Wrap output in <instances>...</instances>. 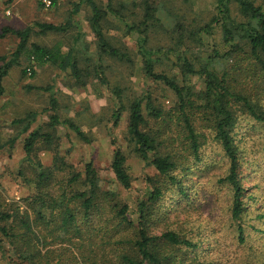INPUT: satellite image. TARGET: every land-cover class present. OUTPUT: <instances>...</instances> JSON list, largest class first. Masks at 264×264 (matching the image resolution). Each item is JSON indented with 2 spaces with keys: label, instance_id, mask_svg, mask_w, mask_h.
<instances>
[{
  "label": "trees",
  "instance_id": "16d2710c",
  "mask_svg": "<svg viewBox=\"0 0 264 264\" xmlns=\"http://www.w3.org/2000/svg\"><path fill=\"white\" fill-rule=\"evenodd\" d=\"M138 1L142 19L128 29L139 34L137 52L143 75L161 82L173 93L174 101L165 108L155 104L150 91H145L127 99L125 106L121 90L112 88L119 103L113 113V125L117 126L121 112L126 109L129 150L155 170L143 177L146 193L135 204L137 217L132 218L130 206L120 192L102 186L93 161L79 169L65 156L70 147L64 153L60 150L57 125L73 130L78 139L90 142V138L71 120L58 118L54 113L56 99L50 96V106L42 111L47 113L46 122L37 123L39 112L30 110L25 116L12 119L11 124L18 130L0 144L12 150L16 141L22 139L20 166L14 173L2 165L0 181L9 176L12 183H20L29 190L20 200L7 199L0 183V258L7 264H183L174 249L197 244L173 228L172 223L165 224L160 233L155 225L166 218L163 211L168 201L174 204L176 196L182 199L187 194V175L191 166H196L192 164H198L203 157L206 136L218 145L224 166L226 163L227 170L218 181L224 182L232 193L230 216L237 222L239 241H245L241 221L245 217L247 190L240 179L233 129L239 113L264 124V0H215L210 19L197 28L187 30L183 21L176 20L175 33L167 48L149 46V36L145 34L157 21L158 1ZM87 2L91 7L90 29L102 53L124 63H134L126 50L106 39L102 29L105 9L93 0ZM39 4L44 5L41 0ZM120 7L122 4L114 8L113 1L107 0L105 8L120 17ZM74 25L71 15L59 24L34 22L24 29L5 28L3 32L17 35L19 42L9 55H0L5 63L0 66V80L13 65L21 68L23 76L30 77H34L38 66L49 65L85 85L78 48L71 45L65 51L59 44L49 46L30 41L34 27L46 34L66 33ZM215 28L220 29L224 49L213 45L206 55L195 58L190 42L202 44L203 35H212ZM20 57L25 58V67ZM166 59L176 66L174 72L155 69ZM98 68L95 67L94 77L109 86ZM191 76H198L203 86L194 85ZM25 88L50 91L52 85L27 84ZM2 91L0 82V94ZM110 145L109 168L114 181L121 189L130 191L133 177L127 155L113 135ZM42 154H49L48 162L43 161ZM245 264L254 263L247 260Z\"/></svg>",
  "mask_w": 264,
  "mask_h": 264
},
{
  "label": "rangeland",
  "instance_id": "374dc122",
  "mask_svg": "<svg viewBox=\"0 0 264 264\" xmlns=\"http://www.w3.org/2000/svg\"><path fill=\"white\" fill-rule=\"evenodd\" d=\"M41 1L43 6L39 4V0H24L22 4L20 3V8L29 19L28 22L59 24L72 15L75 25L66 33L48 32L46 34L39 33L34 27L30 34V41L49 46L59 44L65 51L71 45L78 48L79 65L83 72L82 80H85L86 84L77 83L69 73L61 72L56 66L43 67L40 73L36 71L34 77H30L29 74L23 76L21 68L13 65L8 70V74L0 80L3 87L0 95L3 94L7 99L5 107H0V118L7 121L8 117L5 118L7 115L12 120L25 116L30 110H36L39 112L37 123H44L47 121V113L42 111L50 106V96L54 97L56 99L54 113L58 118L71 120L90 138V142L78 139L73 130L57 125L61 135L60 150L64 153L70 147V152L65 156L79 169L85 163L93 161L101 176L102 186L120 192L121 197L130 206L132 218L135 219L137 217L134 211L135 204L146 193L143 177L145 174L154 173L155 170L145 166L129 150L126 109L121 112L117 126L113 125V113L117 111L119 103L112 88L117 87L121 90L125 103L127 99L142 95L145 91H150L155 104L165 108L174 101L173 93L161 82H155L143 75L141 56L137 52L139 34L128 29L130 24L136 25L142 19L139 1L112 0L114 8L122 4L119 17L106 10L107 0H93L107 12L102 20L106 39L114 46L126 50L134 59L132 64L102 53L90 29L91 7L87 0H56L55 4L51 3L52 0ZM47 1L50 4H47ZM157 1L155 14L157 21L145 32L149 36L151 47L167 48L171 45L175 33L173 24L176 20L183 21L187 30L194 29L210 19L215 9V0ZM235 9L233 7L234 14H236ZM11 36L16 38L14 35ZM190 43H192L190 51L195 58L198 55H206L213 45L224 49L220 41L219 28H215L210 36L203 35L202 44ZM184 49L181 48V50ZM19 61L24 67L27 65L24 57H20ZM4 64V61L0 62L1 66ZM171 64L166 59L161 64L158 63L155 69L158 72L164 70L172 73L176 70V66ZM97 66L109 81V86L99 83L94 77ZM190 80L197 87L203 86L198 76H191ZM27 84L38 87L50 84L52 88L50 91L38 89L30 91L25 88ZM11 97H16L18 100L12 102ZM127 105L128 103L125 104ZM15 126L9 122L5 126L1 124L0 144L7 142L8 138L16 134L18 129ZM111 135L116 138L127 155V165L133 177V189L130 191L121 189L114 181L109 168L112 159ZM233 135L240 158V179L247 190L244 199L245 217L241 221L245 241L242 243L239 241L237 222H233L230 216L232 193L224 182L218 181L220 175L224 174L225 169L227 170L226 163L224 166L223 155L218 145L212 142L210 136H206L202 145L203 157L198 164H192L196 166H191L187 175V194L182 199L176 196L174 204L168 201L163 211L166 218L155 225L156 231L160 233L165 224L172 223L173 228H177L197 244L194 247L181 246L176 248V251L174 249V253L183 264L196 262L245 264L247 260L254 264H264V124L252 120L247 114L239 113ZM7 148L8 145L0 147V167L5 165L15 173L21 161L7 162V155H10V158L9 153L15 154L22 149V139L16 141L10 152L5 151ZM49 158V154H42L44 162H48ZM9 179L8 176L0 181L7 199L20 200L29 193L22 184L12 183ZM0 264L7 263L0 258Z\"/></svg>",
  "mask_w": 264,
  "mask_h": 264
},
{
  "label": "crops",
  "instance_id": "0c3cea01",
  "mask_svg": "<svg viewBox=\"0 0 264 264\" xmlns=\"http://www.w3.org/2000/svg\"><path fill=\"white\" fill-rule=\"evenodd\" d=\"M23 2L24 0H0V55H3V56L8 55L11 52V50L17 46L19 42V38L17 37V35L13 34L10 31L3 32L5 28L24 29L27 26L32 24L31 23L32 21L28 22L29 21L28 17L26 16L25 12H23L24 10L20 8V5ZM8 35H10V37H8ZM11 35H14L16 38H13ZM0 62L2 63L3 61L0 60ZM46 66H49V65L40 66V67L38 66L36 68V71L40 73L41 72L40 69ZM10 99L12 102L18 100L16 99V97H11ZM5 100H7L5 99V96L3 94L0 95V107L1 106L5 107ZM6 117H8L7 121L11 123L12 121L11 118L5 115V118ZM7 121L6 119L4 120L0 118V129H2L1 124L5 126L8 123ZM5 151L10 152L11 149L7 148L5 149ZM9 154H11V157L9 158L10 155H7V162L14 163L23 157L22 150L16 151L15 154H12V153H9Z\"/></svg>",
  "mask_w": 264,
  "mask_h": 264
},
{
  "label": "built area",
  "instance_id": "2783aa9c",
  "mask_svg": "<svg viewBox=\"0 0 264 264\" xmlns=\"http://www.w3.org/2000/svg\"><path fill=\"white\" fill-rule=\"evenodd\" d=\"M47 4H50V2H49V1H47Z\"/></svg>",
  "mask_w": 264,
  "mask_h": 264
}]
</instances>
